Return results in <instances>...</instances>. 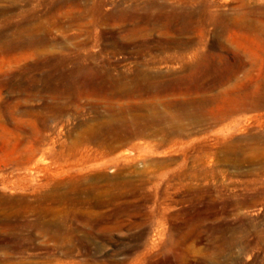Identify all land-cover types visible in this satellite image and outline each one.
<instances>
[{
  "label": "rangeland",
  "instance_id": "obj_1",
  "mask_svg": "<svg viewBox=\"0 0 264 264\" xmlns=\"http://www.w3.org/2000/svg\"><path fill=\"white\" fill-rule=\"evenodd\" d=\"M99 263L264 264V0H0V264Z\"/></svg>",
  "mask_w": 264,
  "mask_h": 264
},
{
  "label": "bare ground",
  "instance_id": "obj_2",
  "mask_svg": "<svg viewBox=\"0 0 264 264\" xmlns=\"http://www.w3.org/2000/svg\"><path fill=\"white\" fill-rule=\"evenodd\" d=\"M227 2V1H226ZM225 5H227V3H224V6ZM174 103V102H173ZM170 104V103H169ZM171 105V104H170ZM187 108V107H186ZM188 110V109H187ZM171 125V124H170ZM99 133H101V132H99ZM102 134V133H101ZM115 134V133H114ZM96 136H97V134H96ZM102 136H103V134H102ZM104 136H105V134H104ZM117 136H118V133H117ZM95 137V136H94ZM97 137H99V136H97ZM100 137H101V135H100ZM107 137V136H106ZM101 138H104V140H106V138L105 137H101ZM100 139V138H99ZM98 138H97V140H99ZM110 139H112V138H110ZM103 140V141H104ZM109 139H107V141H108ZM111 141V140H110ZM110 141H108V142H110ZM102 142V141H101ZM207 163V162H206ZM239 163V162H238ZM124 189V188H123ZM124 194V193H123ZM39 231V230H38ZM19 256V255H18ZM100 264V263H99Z\"/></svg>",
  "mask_w": 264,
  "mask_h": 264
}]
</instances>
